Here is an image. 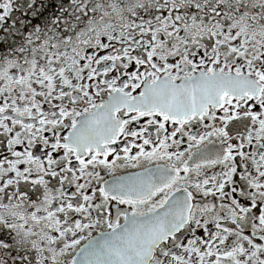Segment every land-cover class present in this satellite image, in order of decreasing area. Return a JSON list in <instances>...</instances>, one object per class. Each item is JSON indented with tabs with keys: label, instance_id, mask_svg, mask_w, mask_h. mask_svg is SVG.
Returning a JSON list of instances; mask_svg holds the SVG:
<instances>
[{
	"label": "snow or ice",
	"instance_id": "obj_1",
	"mask_svg": "<svg viewBox=\"0 0 264 264\" xmlns=\"http://www.w3.org/2000/svg\"><path fill=\"white\" fill-rule=\"evenodd\" d=\"M0 264H264V0H0Z\"/></svg>",
	"mask_w": 264,
	"mask_h": 264
},
{
	"label": "flooded vegetation",
	"instance_id": "obj_2",
	"mask_svg": "<svg viewBox=\"0 0 264 264\" xmlns=\"http://www.w3.org/2000/svg\"><path fill=\"white\" fill-rule=\"evenodd\" d=\"M0 34H2V33H0Z\"/></svg>",
	"mask_w": 264,
	"mask_h": 264
}]
</instances>
